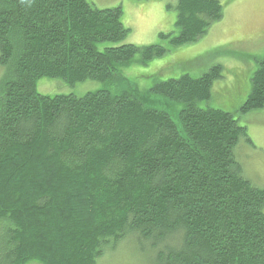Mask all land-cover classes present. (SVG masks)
Returning a JSON list of instances; mask_svg holds the SVG:
<instances>
[{"label":"trees","instance_id":"1","mask_svg":"<svg viewBox=\"0 0 264 264\" xmlns=\"http://www.w3.org/2000/svg\"><path fill=\"white\" fill-rule=\"evenodd\" d=\"M172 48L223 20L218 0H178ZM121 7L87 0H0V264H98L127 238L150 264H264V189L235 150L239 119L209 102L215 66L141 94L123 77L165 46L120 45ZM239 115L264 109V58ZM87 80L83 97L40 94L38 82ZM181 105L178 119L146 98Z\"/></svg>","mask_w":264,"mask_h":264},{"label":"rangeland","instance_id":"2","mask_svg":"<svg viewBox=\"0 0 264 264\" xmlns=\"http://www.w3.org/2000/svg\"><path fill=\"white\" fill-rule=\"evenodd\" d=\"M99 10L121 7L122 23L130 29L123 42L100 43L101 51L120 45L152 46L158 44L170 50L163 58L149 64H141L140 57L123 69L127 79L142 95L156 84L180 79L189 75L200 78L215 66H223V77L212 86L211 100L199 103V108L224 110L239 119L248 130L250 141L242 140L235 150L236 158L243 166L244 175L254 186L264 189V109L239 115L251 91V80L264 58V0H218L224 10L223 20L214 24L208 34L197 43L172 48L169 39L161 35H176L177 13L169 6L178 0H87ZM4 68L0 65V78ZM105 88L100 82L87 80L71 86L60 79L43 78L38 91L47 96L72 94L79 97ZM167 103V102H166ZM157 97L146 98L148 108L168 111L177 125L181 105L166 104ZM98 264H150L136 245L134 238H127L108 247Z\"/></svg>","mask_w":264,"mask_h":264}]
</instances>
